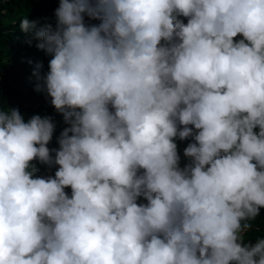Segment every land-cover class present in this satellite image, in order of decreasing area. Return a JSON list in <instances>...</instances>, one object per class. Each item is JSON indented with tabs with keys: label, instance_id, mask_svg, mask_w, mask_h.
I'll return each mask as SVG.
<instances>
[{
	"label": "clouds",
	"instance_id": "1",
	"mask_svg": "<svg viewBox=\"0 0 264 264\" xmlns=\"http://www.w3.org/2000/svg\"><path fill=\"white\" fill-rule=\"evenodd\" d=\"M50 4L67 126L0 108V264H264V0Z\"/></svg>",
	"mask_w": 264,
	"mask_h": 264
},
{
	"label": "trees",
	"instance_id": "2",
	"mask_svg": "<svg viewBox=\"0 0 264 264\" xmlns=\"http://www.w3.org/2000/svg\"><path fill=\"white\" fill-rule=\"evenodd\" d=\"M50 2L51 0H0V108L18 109L25 121L33 115L52 117L56 128L53 139L47 146L53 149L58 148L57 137L67 125L51 105L50 97L37 90L40 83L38 77L48 71L51 57L42 55L36 48L37 41L32 32L25 33L20 28L24 18L37 21L38 27L51 23ZM37 65L41 68L37 69ZM32 163L39 169L38 172L47 167L36 161ZM50 168L54 169V166ZM258 238L264 239V229L258 234L245 237L249 242H256Z\"/></svg>",
	"mask_w": 264,
	"mask_h": 264
}]
</instances>
